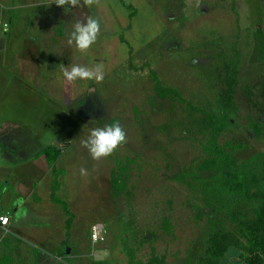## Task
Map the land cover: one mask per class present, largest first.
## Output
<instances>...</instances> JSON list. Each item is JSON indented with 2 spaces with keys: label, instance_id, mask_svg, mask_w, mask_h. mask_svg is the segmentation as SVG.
Segmentation results:
<instances>
[{
  "label": "rangeland",
  "instance_id": "obj_1",
  "mask_svg": "<svg viewBox=\"0 0 264 264\" xmlns=\"http://www.w3.org/2000/svg\"><path fill=\"white\" fill-rule=\"evenodd\" d=\"M88 16L102 30L82 53L67 40ZM96 63L106 72L101 83L62 75L64 66ZM228 63L238 73V111L218 143L237 162L261 160L264 141L251 121L264 119V0H101L77 8L0 0V214L35 200L16 211L26 216L17 224L25 264L36 256L40 264H156L155 257L198 264L211 230L237 232L230 211L252 218L253 201L220 208L202 192L214 172L201 168L209 155L203 111L217 110ZM154 74L179 96L159 98ZM113 122L127 143L93 160L81 140ZM45 146L59 151L52 163ZM112 170L124 185L118 193ZM54 182L73 215L68 229L69 215L49 199ZM243 253L233 246L218 264H247Z\"/></svg>",
  "mask_w": 264,
  "mask_h": 264
},
{
  "label": "trees",
  "instance_id": "obj_2",
  "mask_svg": "<svg viewBox=\"0 0 264 264\" xmlns=\"http://www.w3.org/2000/svg\"><path fill=\"white\" fill-rule=\"evenodd\" d=\"M226 78L223 88L217 96V110L203 111L202 125L207 130L209 140L205 145V150L209 153L208 158L203 160L201 168L214 171L206 179H202L204 201L211 206L216 204L220 208H225L227 201L244 200L255 203L252 206V218H244L243 215L230 211L232 221L236 225V233L226 230H211L206 240L207 249L198 264H218L227 250L233 246L240 248L247 264L264 263V158L256 160L250 159L237 162L236 158L220 147L218 138L221 137L229 126L232 125L231 117L237 113L238 108L235 102L236 86L238 85L237 69L231 64H225ZM155 84L153 89L159 98L166 99L179 96V93L171 87L163 86V82L154 74ZM246 95L250 97L251 92L246 90ZM264 115V109L262 111ZM255 133L264 141V119L262 121H251ZM51 150V152H50ZM42 152L46 153L47 161L52 163L56 160L59 151L53 146H45ZM55 173V169H52ZM54 182L51 189V200L61 203L63 210L69 215L65 227L68 229L71 224L72 214L67 210V204L55 196L58 190ZM111 183L114 192L123 190L124 185L120 183L117 173L111 171ZM165 231L169 230L167 218L164 219ZM156 264H164L163 259H154ZM93 264H106L104 261ZM186 264H191L186 262Z\"/></svg>",
  "mask_w": 264,
  "mask_h": 264
},
{
  "label": "clouds",
  "instance_id": "obj_3",
  "mask_svg": "<svg viewBox=\"0 0 264 264\" xmlns=\"http://www.w3.org/2000/svg\"><path fill=\"white\" fill-rule=\"evenodd\" d=\"M53 3L60 7L77 8L100 6L101 0H52ZM4 30H8L7 25H5ZM101 30V21L97 17L88 16L85 21L77 20L72 31L68 34L67 43L69 45L75 44L80 52L87 53L97 43ZM62 75L69 83L77 80L101 83L105 79L106 72L102 63H96L92 66L71 64L62 68ZM126 143L127 132L119 122L93 128L87 138L81 140L82 146L88 150L91 158L97 161L113 155L120 146ZM79 171L82 177L89 175L88 169L84 167H81Z\"/></svg>",
  "mask_w": 264,
  "mask_h": 264
},
{
  "label": "crops",
  "instance_id": "obj_4",
  "mask_svg": "<svg viewBox=\"0 0 264 264\" xmlns=\"http://www.w3.org/2000/svg\"><path fill=\"white\" fill-rule=\"evenodd\" d=\"M31 196L32 195H29L23 198L20 203L14 206L15 215L13 214L7 215L10 219L8 225L4 227L0 225V259H2L3 257H6L7 261L9 262L8 264H25V262H27L26 260H28L26 255H24L25 253L21 252V250L23 251L25 249L22 245V242L24 241V239L22 238V235H23L21 233L22 230L18 226L19 223L22 221V219H24L26 216H21L17 214L16 211H18V207L20 206L22 207V206H25L26 204L30 205V201L32 200L33 202H35L33 198L32 199L30 198ZM50 196H51V192H50ZM49 199H50V202H52L51 197H49ZM0 215H6V214L2 213ZM51 257H52V260L57 259L54 254H52ZM35 260L36 262L33 261L32 262L33 264H40V263H37L38 262L37 256L35 257Z\"/></svg>",
  "mask_w": 264,
  "mask_h": 264
},
{
  "label": "built area",
  "instance_id": "obj_5",
  "mask_svg": "<svg viewBox=\"0 0 264 264\" xmlns=\"http://www.w3.org/2000/svg\"><path fill=\"white\" fill-rule=\"evenodd\" d=\"M9 220L10 219L7 215H0V225L1 226L4 227V226L8 225ZM99 231H100L99 225L96 224V225L92 226V238L94 240H96L99 237Z\"/></svg>",
  "mask_w": 264,
  "mask_h": 264
}]
</instances>
